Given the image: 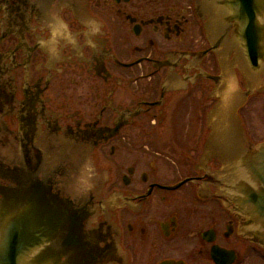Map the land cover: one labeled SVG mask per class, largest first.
Returning a JSON list of instances; mask_svg holds the SVG:
<instances>
[{
    "label": "flooded vegetation",
    "instance_id": "af4514ba",
    "mask_svg": "<svg viewBox=\"0 0 264 264\" xmlns=\"http://www.w3.org/2000/svg\"><path fill=\"white\" fill-rule=\"evenodd\" d=\"M226 1L0 0V192L48 219L40 254L264 264L213 151L239 127L208 123L243 95L264 142V19L249 47Z\"/></svg>",
    "mask_w": 264,
    "mask_h": 264
},
{
    "label": "water",
    "instance_id": "95a60500",
    "mask_svg": "<svg viewBox=\"0 0 264 264\" xmlns=\"http://www.w3.org/2000/svg\"><path fill=\"white\" fill-rule=\"evenodd\" d=\"M242 2H248L244 6ZM227 13L224 24L238 25L240 39L247 41L249 47L258 45L259 23L264 19V0H227ZM244 35V36H243ZM255 51V49H254ZM243 95L238 101L223 102L215 106L208 114V123L216 135V123H228L229 130L237 125L238 133L233 141L224 144V148L213 150L221 152L223 162L229 164L230 175L223 199L230 204L239 216L246 218L244 235L264 248V142L249 143L244 135L238 109L244 102ZM228 103V104H227ZM210 140L208 146L211 149ZM0 194V264H85L88 258L82 255L61 261L51 252L40 254V246L49 243L51 235L47 231V218L27 212L24 208L17 210L11 204L9 193L3 189ZM25 211V212H24ZM34 217H32L31 215ZM47 232V233H46Z\"/></svg>",
    "mask_w": 264,
    "mask_h": 264
}]
</instances>
